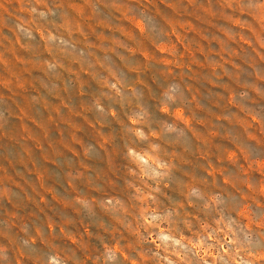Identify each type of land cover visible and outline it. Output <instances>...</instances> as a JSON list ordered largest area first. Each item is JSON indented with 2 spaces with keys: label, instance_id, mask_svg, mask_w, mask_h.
Returning a JSON list of instances; mask_svg holds the SVG:
<instances>
[{
  "label": "rangeland",
  "instance_id": "rangeland-1",
  "mask_svg": "<svg viewBox=\"0 0 264 264\" xmlns=\"http://www.w3.org/2000/svg\"><path fill=\"white\" fill-rule=\"evenodd\" d=\"M0 264H264V0H0Z\"/></svg>",
  "mask_w": 264,
  "mask_h": 264
}]
</instances>
